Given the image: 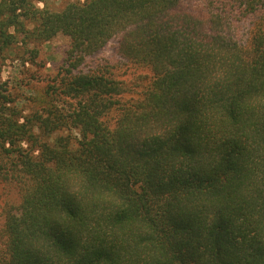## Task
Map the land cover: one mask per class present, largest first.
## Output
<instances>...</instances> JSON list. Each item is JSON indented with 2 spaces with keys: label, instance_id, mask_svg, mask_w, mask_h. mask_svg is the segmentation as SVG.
<instances>
[{
  "label": "trees",
  "instance_id": "obj_1",
  "mask_svg": "<svg viewBox=\"0 0 264 264\" xmlns=\"http://www.w3.org/2000/svg\"><path fill=\"white\" fill-rule=\"evenodd\" d=\"M57 1L0 0V56L70 40L27 114L0 102L19 195L0 264H264V0ZM112 40L145 72L133 85L106 60L82 69Z\"/></svg>",
  "mask_w": 264,
  "mask_h": 264
},
{
  "label": "rangeland",
  "instance_id": "obj_2",
  "mask_svg": "<svg viewBox=\"0 0 264 264\" xmlns=\"http://www.w3.org/2000/svg\"><path fill=\"white\" fill-rule=\"evenodd\" d=\"M204 3L205 0H187L183 5L202 6ZM44 5L50 10L59 11L63 7V1L60 4L57 0H43V4L38 3L37 7L42 8ZM206 7L199 8L203 9L201 10L203 15H207L210 10ZM240 14L237 10L232 13L229 31L237 41L246 42L251 27L250 19ZM69 46V38L57 35L47 42L17 44L5 51L0 56V102L8 99L12 101L10 105L16 107L19 113L27 114L33 101L45 92L48 85H52V81L66 67L64 62ZM117 46L118 40L110 41L93 58L88 59L82 69H89V65L93 66L97 59L106 60L110 65L116 64L112 70L115 79L123 81L128 86L133 85L140 80L139 77L145 76V72L118 62ZM18 203L19 195L15 187L8 181L0 180V254L5 252V238L1 232L3 215L8 207L16 206Z\"/></svg>",
  "mask_w": 264,
  "mask_h": 264
}]
</instances>
